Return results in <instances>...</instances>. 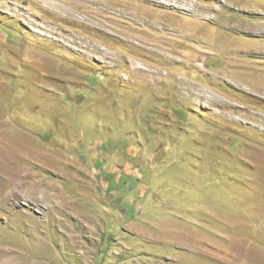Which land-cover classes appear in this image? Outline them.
Segmentation results:
<instances>
[{"label": "rangeland", "instance_id": "obj_1", "mask_svg": "<svg viewBox=\"0 0 264 264\" xmlns=\"http://www.w3.org/2000/svg\"><path fill=\"white\" fill-rule=\"evenodd\" d=\"M39 1L0 0V252L264 264V0Z\"/></svg>", "mask_w": 264, "mask_h": 264}, {"label": "bare ground", "instance_id": "obj_2", "mask_svg": "<svg viewBox=\"0 0 264 264\" xmlns=\"http://www.w3.org/2000/svg\"><path fill=\"white\" fill-rule=\"evenodd\" d=\"M30 1V0H29ZM41 1V4H39L38 6L42 9H45V12L47 11V13H49V15L47 16L46 14L44 15V16H47V17H51V18H53V20L54 21H60V24H63V23H66V25L68 24H70L71 26H73V25H76V26H80V25H82V24H84V26H86L85 24H87V22H88V20L86 19V18H83V20H78L74 15L76 14L75 13V11H78L79 13H81L79 10V7H77V8H75L73 5V3H77V2H79V3H81V4H83V2H85L86 0H40ZM39 1V2H40ZM175 3L176 5H180L181 6V4H182V2H180L179 0H166V1H164V2H162V3H165V4H171L172 5V3ZM101 3V2H100ZM107 6H109V8H113L112 7V3L110 2V0H109V2H104ZM88 4V3H87ZM117 5V4H116ZM161 5V4H160ZM77 6V5H76ZM89 6H90V8L91 7H94V8H97L98 10H99V12H98V16H104V15H100L101 14V11H102V7L98 4H96V3H90L89 4ZM115 6V5H114ZM82 7V6H81ZM80 7V8H81ZM116 7V6H115ZM117 7H118V5H117ZM127 7V6H126ZM89 8V9H90ZM105 8V7H104ZM122 8V7H121ZM124 8V7H123ZM82 10L81 11H84L83 9L84 8H81ZM86 9V8H85ZM125 10H127V9H125ZM125 10H123V11H125ZM14 11V10H13ZM88 11V10H87ZM122 11V10H121ZM130 11V10H129ZM20 12V11H19ZM18 12V13H19ZM42 12V11H41ZM44 12V13H45ZM89 12V11H88ZM103 12V14H105L104 12H106V10L105 11H102ZM109 14H112V15H115V13L113 12H111V11H107ZM106 12V14H108ZM17 13V12H16ZM16 13H14V14H16ZM17 13V14H18ZM24 13V12H23ZM43 13V14H44ZM83 13H86V12H83ZM91 13H93L92 12V10H91V12H90V14ZM22 14V13H21ZM82 14V13H81ZM86 14H88V13H86ZM90 14H88V15H90ZM131 14V13H130ZM82 15H84V14H82ZM91 15H93V14H91ZM97 15V14H96ZM122 15V14H121ZM135 15H137L136 13H135ZM19 16V15H18ZM94 16V15H93ZM107 16V15H106ZM111 16V15H110ZM117 16V15H116ZM17 17V16H16ZM24 17V16H23ZM28 17V16H27ZM89 17V16H88ZM95 17V16H94ZM108 18V17H107ZM111 18V17H110ZM29 19V18H28ZM89 19V18H88ZM91 19V18H90ZM89 19V20H90ZM72 20V21H71ZM29 22V21H28ZM30 23V22H29ZM33 24V23H32ZM35 24H38V23H35ZM34 24V25H35ZM41 27V26H40ZM94 27V26H93ZM84 28V27H83ZM46 30V29H45ZM56 41H58V40H56ZM86 44V43H85ZM87 45V44H86ZM155 46V45H154ZM85 47H87L88 49H90L92 52H95V53H97V54H100V55H103V56H105V57H107L106 56V54L103 52V51H101V50H99V48L97 47V46H95V45H87V46H85ZM157 49V48H156ZM160 49V48H159ZM135 72H136V74H137V76L139 75V76H153V78L154 77H158L159 78V74H157V73H155V72H153L152 70H149V69H141V68H137L136 70H135ZM147 77V78H148ZM151 78V77H150ZM145 79V78H144ZM155 79V78H154ZM142 80V79H141ZM157 79H155V81H156ZM21 171V170H20ZM11 174L13 175V176H15V175H17V176H19V171H18V169H17V167L16 168H12V171H11ZM22 179V178H21ZM25 179H26V177H25ZM20 182H22V181H20ZM24 182V181H23ZM26 182V181H25ZM22 184V183H21ZM31 238V237H30ZM2 248V247H1ZM5 252V251H4ZM19 251H17V250H15V249H12V250H7L6 252H5V254H3V253H1L0 252V257L2 256L3 258H5L6 259V262H7V264H20L19 262H17V258H16V254L18 253Z\"/></svg>", "mask_w": 264, "mask_h": 264}]
</instances>
